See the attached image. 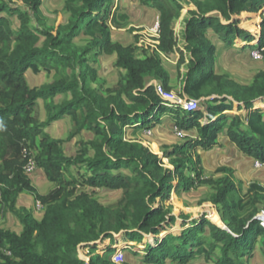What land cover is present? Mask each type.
Masks as SVG:
<instances>
[{"label":"trees","instance_id":"16d2710c","mask_svg":"<svg viewBox=\"0 0 264 264\" xmlns=\"http://www.w3.org/2000/svg\"><path fill=\"white\" fill-rule=\"evenodd\" d=\"M9 1L0 0V209L12 211L22 228L15 232L0 227V264H116L111 253L120 241L135 255L143 251L142 260L149 264L167 259L189 264L199 255L212 264H248L244 258L253 254L257 242L264 257V186L251 182L241 194L231 167H217L215 172L222 173L218 178L203 176L200 156L192 153L198 146L213 147L226 128L243 153L264 163V109L256 105L264 102V69L249 84L216 73V46L206 36L211 28L227 43L240 36L252 41L239 16L257 11L264 0H194L195 8L188 9L184 19L183 49L172 25L183 5L170 0L173 11L164 9L166 0H143L156 6L160 16L156 48L142 57L132 44L111 39V0H65L68 18L56 26L40 18L41 0H22L26 10ZM3 12L17 13L16 29ZM261 27L258 46L264 49V19ZM80 32L90 38L84 45L73 42ZM95 48L115 54V65L125 71L106 94L91 86L98 75L95 59L89 62L87 55ZM159 52H178L179 65L187 61L182 93L199 100L204 110H187L162 98L158 86L164 91L172 86ZM28 68L34 73L54 70L55 77L30 86ZM62 93L70 97L56 102ZM38 99L45 103L44 121L33 114ZM233 102L246 110L243 116L226 114ZM164 112L179 129L197 133L165 151L173 169L165 168L147 145L124 138L127 125L147 127ZM65 114L75 125L68 139L82 129L94 134L74 155H66L63 140L43 130ZM31 157L54 183L46 193L37 190L25 171ZM123 166L128 171H122ZM71 167L77 168V175ZM198 184L214 186L208 200L219 206L225 228L205 217L176 216L164 206L173 189ZM83 186L121 189L122 197L114 207L104 205ZM24 190L44 206L39 219L24 206L15 207ZM174 225L180 229L173 230ZM133 240L138 243L130 244ZM83 248L88 249L87 259L80 255Z\"/></svg>","mask_w":264,"mask_h":264},{"label":"rangeland","instance_id":"374dc122","mask_svg":"<svg viewBox=\"0 0 264 264\" xmlns=\"http://www.w3.org/2000/svg\"><path fill=\"white\" fill-rule=\"evenodd\" d=\"M65 0H41V4L39 6L40 18L45 20V25H58L61 23H65V19L68 18V11L63 8ZM182 5L183 8L180 10L178 15L173 20V27L177 34L178 38V46L183 49L184 43L182 41V33L184 28V19L188 16V9L195 8L193 3L194 0H177ZM12 6L21 7L22 10H26L27 7L24 5L22 0H10L9 1ZM164 9H174V3L170 0H166L164 2ZM110 17L107 20V24L110 28V36L113 41L119 42L117 39H121L122 44H132L135 46V54L138 57H142L146 54L153 52L156 48L155 45V33L152 30L153 26L156 22H159L160 12L157 10L156 6L149 5L143 3V0H111L110 5ZM151 14L150 21L146 24L142 25V22L138 20L140 17L145 15V13ZM2 15H5L9 18V22L12 28L16 29L19 26V19L17 13L9 14L7 12H3ZM239 25L251 33L254 37L252 41L244 37H237L233 42L227 43L224 38L220 34H217L213 29L209 28L206 31V36L210 39L216 46L215 56H214V70L216 73L225 74L228 78L234 80L235 82L241 84H249L252 82L255 74L264 69V49L263 47L258 46V36L261 31V23L264 19V5H262L257 11L250 13H241ZM129 23H135L137 27L126 29V33L123 35L124 37H118L116 28L119 26H127ZM35 22V18L31 17L30 26L33 27ZM42 26V25H41ZM81 33V32H80ZM119 34V33H118ZM137 35V38L135 37ZM90 38L84 33L79 36H75L73 38V42L77 45H84L88 42ZM42 40V38H41ZM121 43V42H120ZM93 49L90 53H88L89 62H93L95 59V65L97 70L98 78L96 81L91 83V86L98 90V92L106 94L107 88H112L116 86L118 80L121 77V74H124V70L120 69L115 65V55L109 54H99L94 56ZM159 56L164 68L167 70L170 76V84L172 86L171 92L173 93L174 99L177 101L184 100V98H189L187 95L182 93L181 85H182V76L185 72V63L181 65L178 64L179 54L178 52H168L163 53L159 52ZM103 60L107 66L102 69L99 60ZM187 60V56H186ZM27 80L30 85H41L46 82H50L55 77V71L52 70L50 73H47L44 70H41L39 73H32ZM69 94H59L55 96V101L60 102L66 98H68ZM214 96L208 97L211 99ZM256 105L259 107H263L264 102L261 100L256 102ZM198 108L204 110V107L200 104ZM246 112L245 109L238 108V102L233 103V109L226 112L227 115H235L239 114L243 116ZM33 114L37 117L39 121H44L46 119V108L45 103L42 100H38V103L34 109ZM230 117L228 118V121ZM161 126L164 129H167L169 133L165 136L163 132L157 130V128ZM72 130L75 129V125L72 122ZM126 133L124 134L125 139L137 140L145 145H147L153 152L157 153L161 159L163 160L164 167L173 169V166L169 163V158L165 156V151L173 144L176 143H186L188 139H192L196 136L195 130H181L175 125V121L170 117V114L167 112L161 113L157 120L153 124H150L147 127L143 126H135L127 125L125 127ZM93 138V137H92ZM68 139V138H67ZM83 138L80 139L76 144H71L70 152H77L83 142H85ZM237 147V145L230 140L228 135H226V128L220 132L217 136L216 144L208 149H204L201 146L196 147L192 153H198L200 156L201 164L202 156L200 152H204L205 155H218L222 154V156H231L232 159L236 158L237 155H240L242 160L239 161L238 167L232 168V178L237 185L239 192L245 193L247 188L249 187L251 182H259L262 186H264V163L256 160L255 158L251 159H243L242 151ZM240 153V154H238ZM36 154V152H35ZM79 166V165H78ZM222 166V165H221ZM81 167V166H80ZM36 169V166H35ZM247 169V170H245ZM122 171H128L127 167L123 166ZM71 171L73 174H76L77 168L71 167ZM203 176H213L214 178H218L222 175V173H217L211 169H206L203 167L202 170ZM32 178V183L35 185L37 190L41 193H46L49 191L54 184H48L49 182H45L42 179H39L37 169L29 174ZM84 191H88L93 197H95L100 203L109 206H116L122 197L121 189H109V188H91V187H80ZM214 186L211 184H198L195 187L184 188L180 187L179 190L173 189L170 193V197L168 200L164 201V206L169 208L171 212L179 216L180 213H184L190 217V220H197L201 217H205L210 221H215L218 225H222L223 221L220 216L218 205L213 204L208 200L210 195L214 192ZM27 191L20 192L17 196V200L15 203V207L24 206L26 209H29L33 216L36 218H40L43 214L44 206L32 199ZM263 222H264V210L262 211ZM213 219V220H212ZM213 221V222H214ZM0 227L3 229L13 230L15 232H19L21 229V224L17 218V216L10 211L9 209H0ZM179 226L174 225L173 230H179ZM136 240H133L132 245ZM135 243H138L137 241ZM125 242L120 241L118 245L112 250V255L117 250H121L124 253L123 261L116 264H149L145 263L142 260L143 253H139L137 255L130 252V248L124 247ZM260 249V248H259ZM88 249L83 248L80 249V255L83 258L87 259ZM131 254H127V253ZM258 252V248H257ZM111 255V256H112ZM128 262V263H127ZM164 264H177L175 262L165 261Z\"/></svg>","mask_w":264,"mask_h":264},{"label":"crops","instance_id":"0c3cea01","mask_svg":"<svg viewBox=\"0 0 264 264\" xmlns=\"http://www.w3.org/2000/svg\"><path fill=\"white\" fill-rule=\"evenodd\" d=\"M244 13V12H243ZM246 13H250V12H246ZM150 17H151V14L145 13V15L138 19L140 20V22H142V25L143 24H146L150 21ZM67 19H65L66 21ZM135 24V23H134ZM133 23H129L127 26H118V28H116V32H117V35L118 37H124L123 35L126 33V29H128L129 27L131 28H135L137 27L136 25H134ZM83 34V32H81ZM80 33V34H81ZM119 33V34H118ZM78 34V36L80 35ZM157 38V37H156ZM155 38V41L157 40ZM119 42L122 43L121 39H117ZM157 44V43H156ZM97 51V50H96ZM97 53L99 54H104V55H107L103 52H99L97 51ZM111 55V54H110ZM115 55V54H113ZM99 63L101 64V68L104 69L107 64L104 63V61L101 59L99 60ZM96 67V65H95ZM34 73L32 71L31 68H28L25 72V77H26V80L31 77L30 75ZM39 73V72H38ZM28 84L30 85L29 81L27 80ZM31 86V85H30ZM33 86H36V85H33ZM70 97V96H69ZM38 100H42V99H38ZM38 100H37V103H38ZM43 101V100H42ZM44 102V101H43ZM234 103V102H233ZM229 110H227L226 112H228ZM134 127V126H133ZM72 120H71V117L68 115V114H65L63 115L61 118L57 119V120H53L51 121L48 125H46L44 127V131L47 132L51 137L53 138H57V139H62L63 140V143H62V147H63V150L65 152L66 155H74L75 152H70L71 150V144H76V142H78L80 139H84V140H89V139H92V137L94 136L93 132L89 129H82L80 132H78L77 134H75L72 138L70 139H67L69 133H70V130L72 129ZM157 130L161 131V133L163 132V135L165 136L168 132L167 129H164L163 127L159 126L157 128ZM227 135V134H226ZM241 152V151H240ZM240 154V153H238ZM243 159H248L244 156L245 153H243ZM206 158V161H207V164L209 166V169L215 171V169L221 165H227V166H231V167H238V164H239V161L242 160L241 156L240 155H237L236 158H233L231 156H222V154H218V155H205ZM36 169H37V173H38V176H39V179H42L43 181L45 182H49L48 184H54L53 182L49 181L47 179V177L45 176V173L43 172V169L41 167H39L37 164H36ZM35 169V170H36ZM207 169V168H206ZM247 170V169H245ZM30 176V175H29ZM30 178H32L30 176ZM32 180V179H31ZM22 193V192H21ZM31 197L32 195L29 194ZM32 199L34 200V198L32 197ZM35 201V200H34ZM189 219H191L189 217ZM216 223V222H215ZM218 225V223H216ZM224 224V223H223ZM22 228V226H21ZM21 230V229H20ZM20 232V231H19ZM130 244H132L133 242H129ZM135 243V242H134ZM123 246V245H121ZM257 248H258V252H257ZM140 253H143V251H140ZM127 254H131L130 252L127 253ZM143 256V255H142ZM244 260H247L248 264H263L264 263V257L259 249V243L257 242L256 245H255V248H254V251H253V254L251 256H249L248 258H244ZM167 261H170L169 259H167ZM173 262V261H172ZM189 264H212L211 262L209 261H206L205 259V256L204 255H199V256H196L195 258H192L191 261L189 262Z\"/></svg>","mask_w":264,"mask_h":264},{"label":"built area","instance_id":"2783aa9c","mask_svg":"<svg viewBox=\"0 0 264 264\" xmlns=\"http://www.w3.org/2000/svg\"><path fill=\"white\" fill-rule=\"evenodd\" d=\"M155 33V38L158 37V22H156L153 26L152 29ZM156 42H158V40H156ZM159 92L162 96V98L169 100V101H173V102H177L179 105H181L183 108L187 109V110H194L196 108H198L199 104V100L197 99H193V98H184V100L177 101L176 99H174L173 97V93L171 91H164L160 86H158ZM35 166L36 163L34 161V159L31 157L29 158V161L27 163V165L25 166V171L30 174L35 170ZM262 223L264 224V222L262 221ZM111 259L116 262L119 263L121 261H123L124 259V253L121 250H117L114 255L111 256Z\"/></svg>","mask_w":264,"mask_h":264},{"label":"water","instance_id":"95a60500","mask_svg":"<svg viewBox=\"0 0 264 264\" xmlns=\"http://www.w3.org/2000/svg\"><path fill=\"white\" fill-rule=\"evenodd\" d=\"M200 153H201V156H202L203 167L209 169V166H208V164H207L206 158H204V157H205V153H204V152H200ZM244 156H245L246 158H248V159H251V158H252V157L249 156L248 154H244ZM220 226L223 227V228H225V224H222V225H220Z\"/></svg>","mask_w":264,"mask_h":264}]
</instances>
